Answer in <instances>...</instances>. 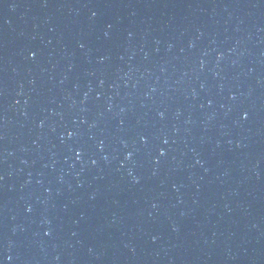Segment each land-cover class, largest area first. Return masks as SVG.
<instances>
[{
  "label": "water",
  "instance_id": "water-1",
  "mask_svg": "<svg viewBox=\"0 0 264 264\" xmlns=\"http://www.w3.org/2000/svg\"><path fill=\"white\" fill-rule=\"evenodd\" d=\"M0 264H264V0H0Z\"/></svg>",
  "mask_w": 264,
  "mask_h": 264
}]
</instances>
